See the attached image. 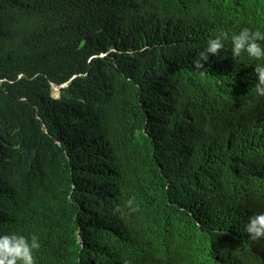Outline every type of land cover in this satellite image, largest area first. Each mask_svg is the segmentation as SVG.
<instances>
[{"label": "trees", "instance_id": "trees-1", "mask_svg": "<svg viewBox=\"0 0 264 264\" xmlns=\"http://www.w3.org/2000/svg\"><path fill=\"white\" fill-rule=\"evenodd\" d=\"M245 27L264 0H0V233L36 264H264L257 61L194 67Z\"/></svg>", "mask_w": 264, "mask_h": 264}, {"label": "clouds", "instance_id": "clouds-1", "mask_svg": "<svg viewBox=\"0 0 264 264\" xmlns=\"http://www.w3.org/2000/svg\"><path fill=\"white\" fill-rule=\"evenodd\" d=\"M231 42V52L234 57L246 54L248 58L257 61L255 75L258 82L253 92L264 97V31L259 29L242 28L237 31L221 29L213 34L198 58L194 62L196 69H204L210 56H218L225 49L226 42ZM204 75L203 72L200 73ZM131 205L133 201H128ZM117 211H120L119 207ZM131 211H136L132 208ZM245 230L252 240L264 238V213L257 214L249 219ZM41 247L39 236L35 233L29 235L20 232L0 233V264H36L35 252Z\"/></svg>", "mask_w": 264, "mask_h": 264}, {"label": "rangeland", "instance_id": "rangeland-1", "mask_svg": "<svg viewBox=\"0 0 264 264\" xmlns=\"http://www.w3.org/2000/svg\"><path fill=\"white\" fill-rule=\"evenodd\" d=\"M59 95H60L59 88L55 87V88H54V96H55V97H59Z\"/></svg>", "mask_w": 264, "mask_h": 264}]
</instances>
